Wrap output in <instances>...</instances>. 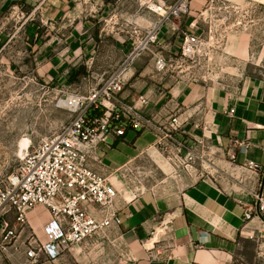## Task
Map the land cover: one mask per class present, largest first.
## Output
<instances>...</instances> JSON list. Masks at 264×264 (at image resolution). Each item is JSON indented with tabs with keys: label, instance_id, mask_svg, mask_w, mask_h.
Listing matches in <instances>:
<instances>
[{
	"label": "crops",
	"instance_id": "0c3cea01",
	"mask_svg": "<svg viewBox=\"0 0 264 264\" xmlns=\"http://www.w3.org/2000/svg\"><path fill=\"white\" fill-rule=\"evenodd\" d=\"M23 6H30L33 17L27 29L33 32L40 58L49 63L48 73L63 86L70 84L69 73L74 68L83 65L87 71L86 65L98 59L87 84L88 88L96 86L119 68L132 49L125 38H118L112 44L114 54L102 56L106 40L102 34L98 40L90 35L93 25L86 0H0V49L8 40L6 13L10 9L23 13ZM35 16L39 23L34 22ZM190 24L188 29L193 31ZM173 26H178L177 21L163 27L149 66H144L145 58L139 55L125 72L123 100L136 102L141 115L151 123L144 128L130 127L124 136L112 135L110 148L100 145L105 154L103 165L94 167L110 174L142 154H153L158 137L171 129L176 119L180 127L173 130L174 136L195 155L189 166L184 162L178 167L180 187L118 196L121 224L114 231L124 252L119 259L110 257L114 254L106 245L112 242L110 236L92 261L76 246L54 262L43 258L39 264H230L234 259L263 264L264 221L257 217L245 220L244 211L254 203L253 193L264 183V173L244 165L252 160L264 166V66L249 64L252 68L237 85L224 84V70L216 83L173 81L155 66L159 55L172 61L169 52L175 54L179 41ZM40 27L51 37L41 35ZM54 30L58 34L52 35ZM178 44L181 47V42ZM233 51L238 57L245 54L242 46L235 45ZM140 96L147 102L139 100ZM228 109L234 112L229 114ZM109 155L113 165L105 164ZM49 219L41 207L30 211L28 224L16 242L18 249L29 233L43 239V227ZM19 261L29 264L26 254Z\"/></svg>",
	"mask_w": 264,
	"mask_h": 264
},
{
	"label": "rangeland",
	"instance_id": "374dc122",
	"mask_svg": "<svg viewBox=\"0 0 264 264\" xmlns=\"http://www.w3.org/2000/svg\"><path fill=\"white\" fill-rule=\"evenodd\" d=\"M165 1L171 4L175 0ZM86 3L89 8L88 19L93 25L90 35L98 40L102 34L106 40L101 46L102 56L114 54L112 44L118 38H125L132 46L134 28L145 29L159 19L156 13L142 4V0H86ZM189 4V12L174 20L180 28L176 36L179 41L175 54L169 52L172 61H168V68L164 71L168 77L173 81L198 79L216 83L220 72L224 70V84L237 85L239 78L252 68L249 64L259 63L264 66V0H189ZM29 7L23 6V13L10 9L5 15V33L8 34V40L0 49L1 186L13 180L22 158L27 153L21 149V141L26 140L32 148L72 119V113L60 106L59 101L66 96L65 92L87 94L93 87H87L88 77L92 78L96 65L99 64V60L95 59V62L86 65L87 71H84L83 65L78 69L74 68L69 73V83L73 85L63 86L62 81L48 73L49 63L40 58V48L35 45L33 32L27 29L28 22L33 17ZM35 20L34 22L39 23L37 16ZM190 23L195 24L192 32L202 42L201 52L193 59L182 57L178 44L181 42L180 31L188 29ZM40 31L41 35L51 37L44 28L40 27ZM51 34L58 33L54 30ZM235 45L242 46L245 54L235 56ZM98 46L99 43L92 50L97 52ZM157 49L155 44L151 50L140 55L145 58L144 66L150 65L154 57L152 50ZM118 53L117 50V56ZM156 150L150 155L142 154L111 172L114 173L119 196L127 192L141 193L152 189L180 187L181 178L179 179L177 171L182 168L184 160L176 158L171 149ZM109 156L105 158V164L113 165L112 156ZM198 176L200 174L196 178ZM45 212L49 216V212ZM6 217L11 220L14 215ZM115 235L113 230L112 242L106 244L114 249L111 259L113 256L119 259L124 254ZM103 244L104 242L82 244L78 248H82V253L92 261ZM19 249L15 243L9 252L0 250V264H21L19 258L25 254L26 248L23 246Z\"/></svg>",
	"mask_w": 264,
	"mask_h": 264
},
{
	"label": "built area",
	"instance_id": "2783aa9c",
	"mask_svg": "<svg viewBox=\"0 0 264 264\" xmlns=\"http://www.w3.org/2000/svg\"><path fill=\"white\" fill-rule=\"evenodd\" d=\"M159 19L143 29L135 27L132 49L117 70L88 90L87 94L65 92L59 105L72 113V119L52 135L43 138L22 158L14 179L0 185V250L9 252L28 224V213L41 207L49 212L43 227V239L29 233L23 242L29 264H39L43 258L56 261L68 249L82 244L110 241L111 232L121 224L116 200L119 191L114 173L99 171L94 164L103 165L101 144L111 147L112 135L124 136L130 127L144 128L151 121L141 115L136 102H125V72L143 52L159 43L163 27L189 12V0H142ZM195 24H190L194 28ZM175 32L179 26L172 27ZM181 32V55L195 58L201 52L200 37L189 29ZM168 60L159 55L158 72L168 68ZM146 103L147 99L140 96ZM94 112H92V111ZM228 109L227 113H233ZM158 137L156 147L173 151L189 166L195 155L173 133L180 126L176 119ZM186 151V153H184ZM254 172L264 173V166L247 160L244 165ZM254 203L246 206L244 219L255 217L264 221V183L253 193ZM13 214L10 220L7 215ZM230 264H246L234 259Z\"/></svg>",
	"mask_w": 264,
	"mask_h": 264
},
{
	"label": "bare ground",
	"instance_id": "6f19581e",
	"mask_svg": "<svg viewBox=\"0 0 264 264\" xmlns=\"http://www.w3.org/2000/svg\"><path fill=\"white\" fill-rule=\"evenodd\" d=\"M20 146H21V149L23 150V151H27L28 150V148H29V145L27 144V142H26V140H23V141H21L20 142ZM22 154H24V153H22ZM14 179V178H13Z\"/></svg>",
	"mask_w": 264,
	"mask_h": 264
},
{
	"label": "trees",
	"instance_id": "16d2710c",
	"mask_svg": "<svg viewBox=\"0 0 264 264\" xmlns=\"http://www.w3.org/2000/svg\"><path fill=\"white\" fill-rule=\"evenodd\" d=\"M92 111V110H91ZM92 112H94V111H92Z\"/></svg>",
	"mask_w": 264,
	"mask_h": 264
}]
</instances>
